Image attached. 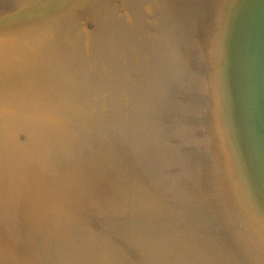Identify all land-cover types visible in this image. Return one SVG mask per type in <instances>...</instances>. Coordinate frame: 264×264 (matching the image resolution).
Segmentation results:
<instances>
[{"label": "rangeland", "instance_id": "rangeland-1", "mask_svg": "<svg viewBox=\"0 0 264 264\" xmlns=\"http://www.w3.org/2000/svg\"><path fill=\"white\" fill-rule=\"evenodd\" d=\"M39 2H42V5L36 7ZM79 5L80 3L76 0H0V37H4L0 39V64H2L0 92H5L6 95L11 93V97L14 96L18 112H15L14 118L17 124L15 132H8L11 122L14 121L13 118L0 116V124H4L2 130L7 131L3 133L0 131V145L5 149L10 146L8 153L0 155V188L7 184L10 189L14 188L13 192L20 197L15 200L17 202L25 195H28L27 199H36L35 193L43 188L42 185H55L54 187L62 189L63 185L72 178L77 188L72 186L68 188L84 200L82 209L72 218L58 217V220L49 221L51 224L55 223L52 231H57L58 234L59 231L61 234H67L68 231L77 230L76 234L83 235L84 238L74 240L72 247L79 249L77 253L82 255L85 261L92 260L89 264H105L106 262L116 264L120 262L119 259L127 264H159L160 262L163 264L165 259L172 256V251L174 256H179L181 252L195 254L193 259L188 260L191 264L207 261V264H242L243 261L246 264L245 251H247L248 242L250 239L258 240L253 236L255 227L252 230L251 214L249 213L250 217L246 218L248 221L242 227L240 224L245 215L242 205L236 203L237 199L233 193L234 198L231 199L233 202L230 200L232 203L230 207L228 200H225L223 204L230 210L223 215L224 217L220 215V219L216 218L217 203L229 193L224 187L228 184L234 192L235 186L225 175L222 165H216L214 160L210 165L212 152L210 136L207 132L209 123L208 118L206 120L204 118L210 107L204 105L205 96H202L200 90L197 95L191 94L190 84L193 79L197 77L199 80L202 77L211 79L213 66L206 63L205 58L198 52L184 50L188 47L181 34L177 33L178 28L170 11L149 10L150 7L146 9L141 1L140 14L144 17H139L140 20L129 41L130 45L135 43L137 46L128 49L135 60L142 62L141 69L147 68L153 71L152 73L146 71V77L137 83L138 87H142L140 91L145 100L142 101L139 95H135L137 98L132 97L133 100L128 92L120 94L121 89L124 88L123 85L109 79L111 73L116 75L115 77L118 76L121 83L125 80L126 83L133 85L137 82L135 79L137 80L139 75L138 69L130 74L131 80L128 81L124 79L120 70L121 60L117 52L109 47H100V49L97 44L95 48L89 50L86 38H82L81 29L88 19L91 20L88 13L90 10L82 7V10H86L84 11L87 19L82 21L81 26L74 22L73 14H67L70 6L74 9L80 7ZM116 7L112 9H115L114 14L112 10L110 12V19L116 14ZM207 8L210 9L209 5ZM127 10L129 11V3L126 4ZM222 14L221 11L218 14L219 17H214L209 11L198 27H195L192 32L189 28L186 40L189 41L192 35V39L202 46L206 36L215 31L217 19L223 18ZM16 18L19 19L15 20ZM118 19L119 22H117ZM118 19L114 23L120 26L124 22V16ZM98 24L87 23L86 27L88 30L95 31L99 27L96 26ZM3 31L5 33L7 31L8 34H3ZM12 31L17 34L13 35ZM176 33L177 37L174 38ZM11 34L13 41L12 37L8 36ZM17 37L20 39H16ZM140 42L146 49H143L141 44L138 45ZM153 50L158 53L155 55ZM150 51L155 57H146ZM87 53L92 54L90 62H86L84 57L80 58ZM138 54L145 57L144 60L139 59ZM183 55H187L186 59ZM7 57H10V61L12 58L17 59L16 70H12L11 63H3ZM129 68L131 71V65ZM33 74L37 75V79ZM25 80L26 82L35 81L34 87L25 85L28 88H20L24 86ZM5 88L14 91H6ZM38 88L39 92H37ZM186 90L190 93L185 95ZM178 91L183 93L181 97L184 99L181 100ZM151 93L155 96L152 97ZM37 94H42L43 98L40 97L41 99L35 101L32 97H37ZM174 97L176 102L169 101V98L174 99ZM10 107H6L7 115H10L7 112H12ZM139 122L142 123L143 128L138 127L137 131L134 125L138 126ZM128 124L131 126V131ZM7 133H12L14 136ZM191 133L193 134L192 143ZM40 136L47 140L41 141L38 138ZM186 145L188 147L190 145L189 149L192 150L191 160L203 158L202 163L209 166V169L205 166L204 178L209 185L211 195L206 191L203 194L211 203L209 211L204 210V212L208 211L206 216L210 218L202 222L205 223L204 225L198 221L194 212H191V206L187 208V204H184L186 201L184 196L187 193L183 186L177 187L175 182L176 178L183 177L180 174L183 170L187 171L182 166L185 163L170 157L167 159L165 155L168 152L164 154L166 151H163L165 147L170 146V151L178 152V146L185 148ZM41 157L44 159L41 160ZM206 157L209 158V162L205 159ZM64 158L68 163L63 166H54L56 161L59 162ZM221 160L223 161V157ZM84 162L95 165L94 167L98 168V171H95L96 174L113 175V177L109 178L108 183L101 188L95 187L93 174L84 171L86 170ZM119 164L122 166H119L121 169H113ZM77 165H83L82 171ZM143 168L146 170H140ZM191 175L193 180V172ZM161 182L165 184H160ZM196 183L193 184L192 190L198 191L199 187L202 190V185L198 186ZM93 187L96 188L94 192H92ZM101 189H105L104 194L101 193ZM0 193L2 194L3 191L0 190ZM81 194H85L86 198H82ZM95 194L97 195L94 196ZM49 199L55 198L49 197ZM62 201L64 199L59 198L55 203H51L50 207L56 204L60 207ZM160 202L161 206H158ZM155 205L158 206L155 209L156 220L161 225L143 221L140 216L142 211L139 207ZM223 205L222 207L225 208ZM15 206L9 211L10 213L19 209L18 204ZM27 206L28 208L32 206V202H27L25 207ZM224 208H222L223 211ZM123 211L126 212L123 213ZM199 211L197 213L200 214ZM117 221L127 222L122 223L123 226L120 228L118 224H113ZM34 222L31 218L17 225L18 241L24 243L26 240L29 247L13 246V255H21L28 252V249L42 252L40 250L42 247L39 246L45 241H41L39 227L42 226L43 221L40 226ZM24 229H27L28 233L25 232L21 236ZM179 231L183 234H178ZM246 231L250 232V238ZM103 234L108 235L112 241H104ZM150 235L154 236L150 238V241H145ZM1 239L3 240L2 236L0 241ZM202 239L206 240L201 242ZM7 240L13 241V237H7L5 242ZM85 240L103 241L108 246H94L93 250H88V253L84 254L82 251H86V245H88L84 243ZM157 241L162 243L159 244ZM166 241L170 246L167 250ZM226 245H232L233 248L227 253L225 251L223 254L220 252L217 254L216 247L226 249ZM164 246L166 247L163 248ZM205 247L209 248L213 255L206 253ZM9 250L11 251V248L7 251ZM7 251L4 248L0 251V262L7 257L3 256ZM31 258L41 264L44 261V257ZM15 259H12L13 263H17Z\"/></svg>", "mask_w": 264, "mask_h": 264}, {"label": "bare ground", "instance_id": "bare-ground-1", "mask_svg": "<svg viewBox=\"0 0 264 264\" xmlns=\"http://www.w3.org/2000/svg\"><path fill=\"white\" fill-rule=\"evenodd\" d=\"M141 1H142L143 5H145L146 9H148L150 7L151 9H149V10L153 9V10H159L162 12L170 11L172 13V17L174 18L173 21L178 28V29H176L177 33H180L181 37L184 38L183 41L186 42V46L189 48V50L193 51V52H198L199 54L202 55V57L205 58L204 61L206 63H209L211 67L213 66V75H212L211 79L206 78V77L205 78L202 77L203 80H202V78L199 80L198 79L199 77H197L196 80L193 79L192 83L190 84L191 94L193 93L194 95L195 94L197 95V93H199L198 90H200L202 93V96H205L204 105L208 106V108L210 107L209 111H207V114L204 117L205 120H206V118H208L207 120L209 123V125H207V128H208L207 132L210 136V147H211V152H212V156H211L212 161H211L210 165L212 164L213 160H214V162L216 161V163H215L216 165H218V166H219V164L222 165V168L224 170L225 175L228 177L229 180H231L233 182V186H235V183L233 181L234 179H232L233 178L232 176L238 174V172H237L239 169L238 168V162H240L239 164L242 167L245 166V163L243 161L242 152L238 148L239 144L236 143L234 140V138L237 137L236 133L239 130L238 111H237V105H236V101L234 99L233 89H232L233 80L231 79L229 81V79L227 77L228 68H229L228 67V60H230V57H229L230 47H229V44H227L226 40H228V39L230 40L232 37L231 32H230V28L235 21V17L237 15L236 12L238 11V8H240L241 2H243V0H240V1L239 0H141ZM208 5H209L210 9L207 8ZM228 5H230V6H228ZM209 11L212 12V15H214V17H216V16L219 17L218 14L221 11L223 13L221 16L223 18L217 19L218 24L215 27V31L211 35L208 34L206 36V38L203 41L202 46H199L198 45L199 43H196L195 40L192 39V35H190V39L188 38L189 41L186 40V37L188 36L187 33L189 31V28L192 32V30L195 27H198L205 20L206 14ZM213 19L215 20V18H213ZM49 20H51V19H49ZM62 20H64V19H62ZM209 21H211V20H209ZM219 28H220V31L222 30L223 33L221 32V34H220ZM11 33L13 35L17 34L15 31H12ZM177 33L175 34L174 38L177 37ZM3 34H8V33H7V31H6V33H5V31H3ZM12 34L8 35V36L12 37V41H13ZM9 37H8V39H9ZM1 38L3 39L4 37L1 36L0 39ZM16 39H20V38L17 37ZM177 40H176V42H177ZM17 41H20V40H17ZM176 42L174 44V47L176 45ZM14 46H16V45H14ZM141 46L143 47V49H146L144 47V45H141ZM153 51H154L153 53H155V55H156V53H158L156 50H153ZM153 53L151 51L148 52V56H146V57H149V58L155 57V55ZM91 55H92L91 53L83 54L80 58L84 57L83 59L86 60V62H90V61H92ZM187 55L186 56L183 55L184 59H186ZM85 56H87V57H85ZM215 56H217V58H215ZM138 57H139V59H142V60H144V58H145L141 54H138ZM78 58H77V60H78ZM16 60H17L16 58L15 59L12 58V60L10 61V57H7L5 60H3V63L4 64H7L8 62L11 63L12 70H14V69L16 70L18 68V66H17L18 62ZM95 60L97 61L96 58H95ZM95 60L93 62H95ZM1 65L2 64H0V70H1ZM146 71H149V70L147 68L143 69V70L140 68V70L138 69L137 73L138 74L141 73L142 78H145L146 77V74H145ZM152 71H149V72L152 73ZM38 72H39V70H38ZM49 74H50V72H49ZM34 75L35 74H33V76ZM36 76H34V77H36ZM51 76H53V75H51ZM40 77H45V76H40ZM185 77L189 78L187 76H185ZM36 79H37V77H36ZM38 80H36V81L38 82ZM61 80H63V79L61 78ZM201 80H202V82H201ZM53 81H54V79H53ZM34 82L35 81H33V80H29V82H26V80H25V83L23 84L24 86H20V88L27 87L25 85H28V87L29 86L34 87L33 86V85H35ZM54 82H56V81H54ZM122 82H125L124 83L125 85H124V88L121 89L122 91L120 92V94L124 93V92H128V93H130L131 98L132 97L134 98L135 95L138 96L136 93V89L134 88L133 85H131V83L130 84H129V82L126 83L125 80H122ZM229 84H230V86H229ZM7 85H9V84H7ZM57 85L58 86H56V85L55 86L58 88L59 83ZM31 87H30V89H32ZM7 88H10V87H7ZM7 88H5V89H7ZM53 89H54V87H53ZM186 89L188 90V88H186ZM8 90H10V89H7L6 91H8ZM187 90L184 91L185 95H186V93L187 94L190 93ZM10 91H14V90H10ZM133 91L135 93H132ZM37 92H39V88H38ZM152 95H153L152 97L155 96L154 94H152ZM179 95H180L181 100L184 99V97H181V96H183L182 92H179ZM0 97H1L0 98V116L13 118L14 121L11 122L8 132H15V128H16L17 124H16L14 118H15V112H17V110H16L15 100L13 99L14 96L11 97V93L6 95L5 92H0ZM35 97L36 96L32 97L33 100H35V101L39 100L40 97L43 98L42 94H39V95L37 94V97L36 98ZM191 97L192 96H190V98ZM135 98H137V97H135ZM177 99H178V94H177ZM171 100H172V103L176 102L175 97H174V99L169 98V101H171ZM10 106H13L14 108L10 107ZM6 107H10V109L12 110V112H7L10 115H7L5 113ZM262 123L264 124V120ZM0 125H1L0 131L2 133L7 132V131H3L4 129L2 130V127L4 124H0ZM7 134H11L12 137L14 136L12 133H7ZM192 135L193 134L191 133V143L193 141ZM259 136H261V135L259 134ZM38 138L41 141L47 140V139H44V137L41 138V136ZM51 139H53V138H51ZM261 140L264 144V137H261ZM29 143L31 144V141H29ZM39 143H40V141H39ZM12 145H11V147H13ZM182 145H184V144H182ZM260 146L262 147L263 145H260ZM94 147L95 146H93V148ZM189 147H190V145H189ZM189 147L186 145L185 146L186 149H185V148H183V146H180V148L178 146L179 151L178 152L177 151L172 152L169 150L170 146L169 147L167 146V147H165L166 149H164L163 151L164 152L166 151L164 154H166L168 152L165 155L167 159H168V157H170V159H176L178 161H182L183 163H185V165H182V166H184L183 168H185L187 171L183 170L180 173L183 177L178 178V179L176 178L175 182L177 184V187L180 185L183 186L185 189V193H187L184 196L185 197L184 199L186 200L184 202V204L185 205L187 204L186 205L187 208L190 206L189 203L192 204V202H193V204L194 203L200 204V206L196 207V208H198V210L194 211V214L197 216L198 221L204 225L205 223H202V222H204L205 220L210 218L209 216H206V215H208L207 212L210 209L211 203H210V200L207 199V196H204V194H203V192L206 191V192H208L209 195H211V190L209 189V185L207 184V182L204 178L205 173H206L205 166L208 167V169H209V166L202 163L203 158H201V159L197 158V160H195V159L191 160L190 156H191L192 150H190ZM220 147L223 150V155L225 157V160H223V161L221 160L222 156L219 154ZM226 147L228 149L232 148L233 152L236 153L235 157H236V164H237L238 169H236L235 171H233L234 167L232 168V170H230L229 161H231V160H230L229 154L226 153V156H225L226 150L224 151V149ZM8 148L5 149V148H3V146L0 145V155L8 153ZM169 152H171V153H169ZM231 154H232V152H231ZM40 159L43 160L44 157H41ZM205 159L207 160V162H209L208 157H206ZM234 161H235V159H234ZM24 162H26V160H24ZM76 162H77L76 164H78V160H76ZM65 163H68V161H65V158H64V159H61L59 162L56 161L54 166H63ZM51 164H52V162H51ZM76 164H75V166H76ZM83 165L86 166V170H84V171H88V172L93 174V179H94L93 183L95 184V182H96L95 187L99 186V188H101L102 186H104L108 183L109 178L113 177V175L103 176V174H99V173L96 174L95 171H98V168L94 167L95 165H93L91 162H86V163L84 162ZM83 165H80V166L77 165V167L79 169H81V171H82ZM20 166H22V165L20 164ZM119 166L122 167L121 164H119V165H115V167H113V169H115V168L119 169L120 168ZM95 168H97V169H95ZM137 170H139V169H137ZM140 170L144 171V170H146V168H143ZM240 170L242 171V169H240ZM81 171L76 170V172H79V173H81ZM76 172H75V174H76ZM191 172H193V180L191 178L192 177ZM2 173H3V170H2ZM110 174H113V173H110ZM46 175H47V173H46ZM82 175H83V173H82ZM74 176H71V177H74ZM73 181L74 180H72V178L70 180H68L66 182L67 184L63 185L62 189H59L58 187H54L55 185H51V186L50 185L49 186L42 185L43 188L41 190H39L38 193L37 192L35 193L37 196L36 199L34 198L35 200L30 199V198L27 199L28 195H25V196H23L24 198L19 199L17 202L15 200H17L19 195L16 192L15 193L13 192L14 188L11 187V189H10L8 184H7V186H5L6 188L3 185L1 186L0 190H2L3 193L2 194L0 193V220H1L0 221V232H1V236H2L3 240L1 239V241H0V249L2 250L4 248L5 251H7L8 249L11 248V251L9 250V251H7L9 253L6 252V254L3 255V256H7V257L4 258L3 260L1 259L2 261L0 262V264H41V263L37 262V260H33L31 257H35V258L44 257V255H47V254H54L53 256H56V253L59 255V257L63 256V258H65L66 255L73 257V258H69L71 261H73L72 262L73 264H85L86 261L82 258V255L77 253L79 251V249H74V247H72V244H74L75 241L72 244L71 243L69 244V242L64 241V237H65L66 233L61 234V232L59 231V234H58L57 231H52V229L54 228L53 225H55V223H52L51 226H49V228H51L50 229L51 235H50L49 240H48V238L45 237L42 230L40 231V229H39L40 235H41L40 236L41 241H45L44 244L39 246V247H42V249H40V250H42L41 253L37 250L28 249V252L26 251L25 253H22L21 255L20 254L19 255H16V254L13 255L12 254V252H13L12 250H14L12 248L13 246L21 247V245H26L25 246L26 248L29 247L28 246L29 243H26L27 241H24V243L18 241L19 236H17V234L19 232L16 231V230H18V228H16L18 224L24 223L27 220L32 218L35 221L34 224H36L37 226H40V223L43 221L42 226L39 227L42 229L43 223L45 224L46 221H49V220L52 221L53 219L58 220V217H60L62 219H64L65 217H67V218L71 217L72 218V217L76 216L74 214L78 213L79 210L82 209L81 208L82 207V201L84 202V200H81V197H77L75 195L76 194L75 191H72L68 188L70 186L77 188V185L75 186L73 184ZM114 182H116V181L114 180ZM195 182H197L196 184L198 186L202 185V190L200 187H199L198 191L192 190V186ZM43 183H45V182L43 181ZM94 184H93V186H94ZM160 184H165V182H163V183L161 182ZM40 186H41V184H40ZM162 188H163V186H162ZM236 188L237 187L235 186V189ZM56 189H59V190H56ZM235 189H234L233 193L235 194L236 199L239 198V200H240V195L238 194V192H236ZM95 190H96V188L93 187L92 192H94ZM200 190H201V192H200ZM70 191H72V192L70 193ZM104 192H105V189L104 190L101 189V193L104 194ZM38 194H40V195H38ZM81 195H83L82 198L83 197L86 198L85 194H81ZM96 195L97 194H95L94 196H96ZM49 197H52L55 199H49ZM178 197H180V196H178ZM59 198L64 199V201H62L63 202L62 205L60 207H58V205L56 204L55 206H52V208H51L50 207L51 203H53V202L55 203L56 200H58ZM196 199H198V200H196ZM27 202H32V206H30L29 208H28V206L25 207ZM236 203L240 204V202L238 200ZM16 204H18L19 209L16 208L17 210L14 213L12 212L13 214L10 213L9 211L11 209H13ZM158 206H161V202L159 203ZM158 206L156 207V205H155L154 207H146V208H141L138 206L139 209L142 211V214L140 216L142 217L143 221L145 220L146 222H153L156 225H158V224L161 225L160 222L156 220L157 219L156 218L157 212L155 209H157ZM205 209L208 211L204 212ZM198 211L201 212L202 214L197 213ZM250 212H251L250 213L251 214L250 221L252 224V227H251L252 230L255 227V230L253 232V236L256 237L258 240H259V235H260V238H264V216L261 215L260 212L256 208H251ZM198 215H201V216H198ZM47 218H48V220L45 221V219H47ZM202 219H204V220H202ZM51 221H49V223ZM194 221H197V220H194ZM19 227H22V226H19ZM76 231L77 230H74V233H78ZM25 232H26V234L28 233L27 229H24V232L21 234V236H23V234ZM72 232L73 231H71V234H70L71 237L75 236V234H72ZM182 232H183V230H182ZM182 232L179 231L178 234L182 235L183 234ZM246 232L250 238V232L249 233H248V231H246ZM7 237H13V241L7 240L5 242ZM14 237L16 239H14ZM76 238L79 240V239H82L84 237L82 234H80V235L76 234L75 240H76ZM52 239H54L55 241H51ZM258 240L253 241L252 239H250V241L248 242L249 245H248L247 251H245V255L247 258V261L245 262L246 264H249V263H251V264H264V241H263V243H260V242H258ZM157 242L159 244L162 243V241H157ZM173 242L175 243L176 241H173ZM84 243L88 244V245H86V249H85L86 251H82L84 254L88 253V250H93L94 246H102V247L105 246L106 247V245H107L103 241H87V240H85ZM259 244H261L262 247ZM226 246H227L226 249L220 248V246L216 247V249H218L217 254H218V252L223 254V253H225V251L227 253L228 250L233 248L232 245H226ZM165 247L166 246H164L163 248H165ZM167 247H166V250L170 249L169 245ZM205 248L209 249L207 247H205ZM115 249H117V247ZM206 249H205L206 253L213 255V253L210 252V249L209 250H206ZM252 250L256 251L255 253L257 255L254 253L255 257L251 255ZM3 253H5V252H3ZM192 253H195V252H192ZM194 256H195V254H190L188 252H186V253L181 252L179 254V256L178 255H176V256L172 255V256H169V258L172 257L173 261H174V258L176 259L178 257L179 258L183 257V258H186L187 260L182 262V264H191L190 262H188V260L193 259ZM14 257H16L17 259H15ZM1 258H2V256H1ZM254 258H255V260L252 261ZM12 259L13 260L15 259V262H17V263H13ZM118 261H120V262H118L116 264H127L123 260L121 261L119 259ZM63 264H68V263L64 262ZM91 264H98V263H91ZM105 264H111V263L106 262ZM242 264H244V261L242 262Z\"/></svg>", "mask_w": 264, "mask_h": 264}, {"label": "water", "instance_id": "water-1", "mask_svg": "<svg viewBox=\"0 0 264 264\" xmlns=\"http://www.w3.org/2000/svg\"><path fill=\"white\" fill-rule=\"evenodd\" d=\"M76 2L80 3V7L72 9V7L70 6V11L67 14H73L72 17L74 16V22L76 24H80L81 26L82 21L84 19H87V15L85 12L86 10H82V7H87L90 10L89 12H87L90 14L91 20L88 19L85 23V26H83V28L81 29L82 38H86L89 50L95 48L97 44L99 48L109 47L113 51L117 52L121 60L120 70L123 73L122 75L123 77H125L124 79L130 81V74L139 69V66L140 68L142 66V62L135 60V58L132 57V52H129L128 49L137 46V44L135 43L130 45L129 41L133 36V30L136 29L138 20H140L139 17H144L143 14H140V12L142 11V8H140L142 7L140 6L141 0H76ZM126 2L129 3V11H126ZM40 5H42V2H39L36 7H39ZM109 6H111V8ZM114 6H117V10L115 12L116 14L112 15L113 18L111 17L112 19H110V12L114 8ZM112 11L114 14L115 9ZM236 13L237 15L235 17V21L233 25L231 24L232 26L230 28L232 37L230 40H226L227 44H229L230 47V60H228L229 68L227 77L229 81L231 79L233 80L232 89L238 111L239 130L237 131V137L234 138V140L239 144L238 148L242 152L245 166L242 167L239 164L240 162H238L239 169L237 168L235 157L236 153L233 152L232 148L228 149L226 147L224 151L226 150L225 156L226 153L229 154L231 160L229 161L230 170H232L233 167V171L238 169V174L233 175L232 179H234L233 181L235 183V186L237 187L235 190L240 195V200L239 198L237 200L240 202V205H242L241 207L245 215L242 223L240 224L243 227L248 221L246 217H250L249 213H251V208H256L260 212V214L264 216V144L261 140V137H264V124L262 123L264 120V0H243V2H241L240 8H238V11ZM120 14H123L122 16H124V22L122 24L120 23L121 25L118 26L117 23H114V21L119 17H122L120 16ZM117 15L118 18H116ZM17 19L19 18H16L15 20ZM13 21L12 23H14ZM117 22H119V19ZM87 23L89 25L92 23H99L98 25H96L97 27H99L98 29H95V31L88 30V28L86 27ZM139 23H141V21H139ZM219 32L220 34L222 32V30L220 31V28ZM90 34L93 37H91ZM140 44L142 45L141 42L138 45ZM184 50L188 51L189 48L185 47ZM215 58H217V56H215ZM130 65L131 71L129 70ZM115 76L116 75L110 73L109 80H112L113 82L116 81L124 86L125 82L121 83L118 76ZM137 77V80L135 79V81L137 82H135L133 86L137 90V95H139V97H141V100L143 101L145 100V98H143L140 91L142 90V87L137 86V83L142 79L141 73H139ZM112 78H115V80H113ZM141 124L142 123L139 122L138 126L134 125L136 127L134 129L138 131V127L143 128ZM127 126H129V131H131L132 129L130 128V124H128ZM259 134L261 136H259ZM260 145H263V148ZM219 154L223 157V160H225L221 147ZM240 169H242V171ZM224 189H226V191L229 193H227L226 196L222 198V200L220 201L221 203L219 202L221 205L217 203V219H220V215L223 216L228 212V210H230L229 207L232 204L231 202H233V200L231 199L234 198V194L231 190L230 185L226 184ZM225 200H228L229 207L223 205L226 202ZM111 204L113 203L111 202ZM222 205L225 206V208L222 207ZM190 206L191 212L193 213L194 211L198 210V208L196 207L200 206V204L194 203L192 206L190 203ZM222 208H224L225 210L223 211ZM125 212L126 211H123V213ZM46 220H48V218L45 219V221ZM127 221H117L113 224H118L119 227L122 228V223H126ZM49 226H51V223H49V221H46L45 224L43 223L42 229L39 228L40 231L42 230L43 234L46 238H48V240L50 239L51 235V228H49ZM70 234L71 232L68 231L64 237V241L72 244L76 236H73V238ZM72 234L76 233H74L73 231ZM154 235H150L149 239L147 238L145 241H150V238ZM102 239L104 241H112V239L105 234H103ZM205 240L206 239H202L201 242H204ZM263 241L264 238H260L259 235L258 242L263 243ZM166 243L167 245H169L168 241H166L165 244ZM259 245L261 246V244ZM172 252L171 255H173ZM255 252V250H252L251 252V255L254 257L256 254ZM53 255L54 254L45 255L43 264H63L64 262L73 264V261L69 259L73 258L71 256L66 255L65 258H63V256L59 257L57 253V257ZM170 258L165 259L163 264H170V260L171 264H182V262L187 260L186 258L178 257L176 259L174 258V261L172 262L173 258ZM254 260L255 258L252 261ZM89 262H92V260L86 261L85 264H89ZM207 263L208 261L201 262L200 264ZM159 264H161V262Z\"/></svg>", "mask_w": 264, "mask_h": 264}]
</instances>
